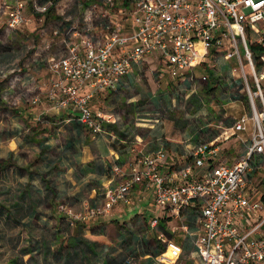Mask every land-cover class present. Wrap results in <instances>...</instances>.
<instances>
[{
    "label": "rangeland",
    "instance_id": "1",
    "mask_svg": "<svg viewBox=\"0 0 264 264\" xmlns=\"http://www.w3.org/2000/svg\"><path fill=\"white\" fill-rule=\"evenodd\" d=\"M14 1L0 0V264H159L157 257L165 252L161 233L179 244L183 241L180 263L189 264L196 248L190 239L196 236L184 240V224L190 221L189 232L196 233L197 210H185L177 218L163 208L152 215L153 206L135 211L132 203L120 202L108 217L96 219L97 224L73 226L53 217L52 204L65 215L69 208L80 211L101 203L112 185L105 184V178L111 177L116 163L127 159L132 165L137 158L172 147L189 155L194 146L215 142L229 145L226 153L232 155L240 147L244 151L242 138L249 132L238 137L230 133L235 119L250 112L237 58L219 56L213 69L197 68L196 77L206 74L207 80L183 81L171 79L150 59V68L135 67L116 89L96 95L91 100L93 111L110 122L94 138L105 137L116 150L113 157H119L101 163L96 139L80 122L46 114H39L37 121L49 122L50 139L44 146L47 150L38 154L27 138L28 113L40 94V76L48 78V57L64 53L60 39L65 34L89 32L99 39L107 6L106 0H28L26 21L10 28L7 8ZM115 2L127 7L134 0ZM39 5H49L48 10L39 12ZM90 11L92 17L86 20ZM155 66L161 71H152ZM258 166L262 183L257 192L264 195V161L253 163ZM36 167L45 168L49 195L39 196L29 187L28 172ZM153 217L165 227H152Z\"/></svg>",
    "mask_w": 264,
    "mask_h": 264
},
{
    "label": "built area",
    "instance_id": "2",
    "mask_svg": "<svg viewBox=\"0 0 264 264\" xmlns=\"http://www.w3.org/2000/svg\"><path fill=\"white\" fill-rule=\"evenodd\" d=\"M104 3L102 15L110 17L102 43L89 32L76 31L63 37L64 54L48 57L46 97L59 109L77 112L68 121L80 122L93 136L100 134L110 119L95 115L91 100L116 89L147 56L157 58L176 81L207 80L206 74L196 77L197 68L209 71L219 56L236 57L250 112L235 119L230 133L249 135L242 139L244 154L232 164L210 162L218 151L215 142L194 146L188 162L167 173L159 168L167 159L166 150L137 158L130 172L115 165V175L126 179L109 186L101 203L80 211L67 209L68 221L74 226L107 216L120 202H129L136 184H145L154 189L156 207L177 218L185 210L198 211L196 233L185 227L189 238L196 236L190 239L196 248L189 264H264V200L254 198L262 183L257 178L261 166L253 167L255 161H264V0H134L127 7H117L115 0ZM25 7L17 1L7 10L8 27L26 21ZM48 7L37 9L43 13ZM115 9L130 18L128 27L111 15ZM150 224L159 227V219L153 217ZM160 239L165 252L158 263L182 264V245L163 233Z\"/></svg>",
    "mask_w": 264,
    "mask_h": 264
},
{
    "label": "crops",
    "instance_id": "3",
    "mask_svg": "<svg viewBox=\"0 0 264 264\" xmlns=\"http://www.w3.org/2000/svg\"><path fill=\"white\" fill-rule=\"evenodd\" d=\"M17 1H22L26 5L28 0H15L14 1V4L9 5V6H11V7L14 6ZM7 9H10V7L7 8ZM111 15H113L114 18H117L118 21L120 23H122L123 26H125V27H128L129 24L131 23L130 18H126L122 13L119 12V10L114 11V14H111ZM109 17H110V15H109ZM109 17L102 15L101 21L103 20V22H101L100 29H99V30H101V32L99 34L101 36H100L99 39H97L95 37V39H97L101 43L103 42V39H104V37L106 35V29H107L106 28V25H107V22H108ZM30 22H28V24H26L25 26L26 27L29 26L30 25ZM76 39L78 40L79 39V36H77ZM60 41H61V43L63 45H65L64 42H63V38H61ZM65 52H66V47H65L64 53ZM64 53H61V54H64ZM147 57H148V59L145 57L144 63L142 65V67H148V68H150L149 61L148 60L151 59L154 62H156L157 64H159V66L161 68L160 62L157 60V58H155L153 56H147ZM160 68H157V66H155V68H153L154 70H152V71H158V70L161 71ZM47 72H48V78H46L44 76H40V81H41V85L42 86H40V89H39L40 90V94L38 95L39 98L37 97V98H34L33 99L32 102L35 105L33 107H31L32 112H29L28 113L29 114L28 121H29V125H30V128H29L30 131L27 134V138H28V140H31L32 145L34 147V150H36V152L38 154L39 153L41 154V152H43L44 149L47 150V148H45L44 146L46 144H48L47 142L50 139V137H48V134L50 133L49 122H47L45 125H40V122L37 121V120H39L38 115L39 114H46L47 116L52 117V119H54V118L55 119H59L61 117H66L67 116V121H68V116L69 115H71V114L75 115L77 113V112H75V111H73L71 109H59V108L55 107L51 103V101L49 99H47V97H46V91L48 89V86H49L50 80H51V73H50V71L48 69V66H47ZM235 102H237V101H235ZM91 110H92V112L95 115H100V114L103 115L102 113H99V112L98 113L97 112L95 113L93 111L92 107H91ZM243 114L244 113H242L241 115H243ZM68 122H77V121H68ZM104 124H103V126H104ZM31 126H32V128H31ZM84 129L85 130H88L86 128H84ZM238 135H236L235 137H238ZM94 137L95 136H93L92 133H91V139H96ZM241 138L242 137H240V139ZM106 140L107 139L105 137H100L99 136L96 139V141H95L96 144H97V151L99 153L98 157H99V160H100L101 163H103L104 161L108 160L109 157H113V151H115V154H116V150L114 149V147H111V144L107 143ZM227 141H229V140H227ZM223 143L224 142L217 144L218 145V151L216 152L215 155H213L211 157V161L210 162H213V163L216 164V163H219L221 161H225L226 160L228 164H232V163H234L236 160H238L244 154L243 148L241 149V147L236 151V153L234 155L230 154L229 152L226 153V151L229 148V145H224ZM166 152L168 154L167 159L164 160V161H161L159 163L160 164L159 168H160V172L161 173H167V172H170L172 170L179 169L180 167L184 166L188 162V160H189L188 155H186V153L180 155V154H178L179 150L176 149V148H174V147H172L170 149H166ZM239 155H240V157L237 158V156H239ZM115 157H119V155L117 154L116 156L113 157V159ZM120 161H123V159L121 158ZM115 165H119L120 167H122V169L125 172H130V170H131V165H130V163H128V159L124 162V164L122 162V164L121 163H116ZM44 173H45V168L44 167H36L35 170L28 172L27 181H29V183H30L29 187L37 195H39V194L40 195H43V193H45V194L47 193L48 194V191L50 190L49 187L47 186V181L44 178V175L47 174V173H45V174ZM56 175H58V172H56ZM100 176L101 175H99V177ZM100 178H102V176ZM125 179L126 178H123L120 175H115V172L113 171V167H112L111 177L110 178H107V179L105 178V184H107V185L110 184V183L117 184V183L123 182V180H125ZM129 195H130L128 197L129 198V202H125V203H129V204L132 203L133 206H132V209L131 210H134L135 209V211H138V210L143 211L146 207L152 208V206H153L154 208L152 210L153 211L152 212L153 213L152 215H154L155 212H159V207H156V205H155V201H154V189L153 188H148V187L145 186V184H136L132 188V190H131V192H130ZM148 198H150V202L148 204H146L147 201H148ZM254 198L256 200H260V199L261 200H264V195L263 194L260 195L257 192V194L254 196ZM52 208H53L52 209V215H53V217L57 221L58 220H62L63 218H64L63 220L67 219V217L65 218V215L66 214L64 215V214L60 213L57 210V208H55V206L53 207V204H52ZM118 208H120V207H118ZM113 209H115V208H113ZM188 211L192 212V210H188ZM123 212H121V213H118V212L115 213V212H113V214H114V216H118L119 217V216H123L124 215ZM103 217H106V216H103ZM107 217H108V215H107ZM103 220H105V218ZM95 221L96 220H94L92 222L94 224H97V222H95ZM100 221H102V220H100ZM58 222H61V221H58ZM188 222L189 221H187V223H185L184 225H185V227H187L188 231H190V228L191 227L188 224ZM89 223L90 222L78 223V224H89ZM78 224H76V225H78ZM76 225H74V226H76ZM166 229H167V227H166ZM189 236H190V234H188L185 231V233H184V240L189 239ZM169 238H172V237H169ZM172 239L175 240L174 238H172ZM181 245H183V241H182V244Z\"/></svg>",
    "mask_w": 264,
    "mask_h": 264
},
{
    "label": "trees",
    "instance_id": "4",
    "mask_svg": "<svg viewBox=\"0 0 264 264\" xmlns=\"http://www.w3.org/2000/svg\"><path fill=\"white\" fill-rule=\"evenodd\" d=\"M55 2L57 1V0H54ZM189 223H190V221H189ZM165 226H163V227H159V228H161V229H163Z\"/></svg>",
    "mask_w": 264,
    "mask_h": 264
}]
</instances>
